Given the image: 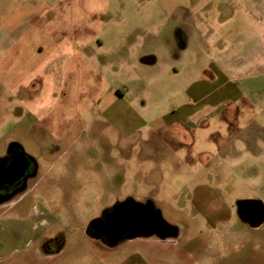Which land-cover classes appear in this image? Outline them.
Returning <instances> with one entry per match:
<instances>
[{
  "label": "rangeland",
  "instance_id": "374dc122",
  "mask_svg": "<svg viewBox=\"0 0 264 264\" xmlns=\"http://www.w3.org/2000/svg\"><path fill=\"white\" fill-rule=\"evenodd\" d=\"M260 18L264 0H0V156L39 163L0 210V264H165L154 237L87 235L127 199L179 229L185 264H264V224L236 211L264 205ZM188 112L199 127L164 125Z\"/></svg>",
  "mask_w": 264,
  "mask_h": 264
},
{
  "label": "flooded vegetation",
  "instance_id": "af4514ba",
  "mask_svg": "<svg viewBox=\"0 0 264 264\" xmlns=\"http://www.w3.org/2000/svg\"><path fill=\"white\" fill-rule=\"evenodd\" d=\"M219 115L220 111L218 110L213 116ZM21 153L25 155L26 160V170L23 175L14 179L15 176L3 174V170L10 166L12 159ZM38 171L39 163L37 159L27 154L19 143L13 142L7 147L5 153L0 156V210L27 192L30 182L37 177ZM156 211V207L151 202L141 204L131 199L123 202L118 201L113 206L105 209L97 219L89 223L86 233L93 240L102 242L104 247L108 249L118 248L136 239L157 237L161 241H167L174 236L176 229L173 225L168 224L166 229L161 230L159 228V230L154 220ZM238 218L241 221L239 215ZM241 223L248 230L259 231V228L254 229L249 223L243 221ZM157 233L160 236L167 235L165 238H161L156 235ZM57 241H59L60 246L63 242L65 244V241L61 238ZM50 245L51 241L48 246Z\"/></svg>",
  "mask_w": 264,
  "mask_h": 264
},
{
  "label": "crops",
  "instance_id": "0c3cea01",
  "mask_svg": "<svg viewBox=\"0 0 264 264\" xmlns=\"http://www.w3.org/2000/svg\"><path fill=\"white\" fill-rule=\"evenodd\" d=\"M258 14H260L259 10L257 12ZM264 18H260L258 20V27L260 28L261 31L264 32V22H263ZM257 64L258 66H264V57H261L260 59L257 60ZM224 93L226 96H228L229 92L227 90V85L225 86V89H224ZM197 122H200L199 120L198 121H195V119L190 115V113H183L181 114V117L180 118H174L173 119V122L172 121H166L164 123V125L168 126L170 124H176V123H180L182 124V126H185V127H192L194 128V126H200L199 123ZM226 129L228 127V125H225L224 126ZM238 136L234 135V136H226L225 139H223L224 141V144L222 146H220V149H224L226 147H228L229 145H231L232 143L234 142H238ZM14 205V204H13ZM13 207V206H12ZM223 219V218H221ZM220 219V220H221ZM175 227V226H174ZM176 229V233L174 234V236L167 240V241H161L159 240L157 237H154L156 239V241L162 243L163 245H161L160 247L162 248L161 249V252H157V259H159L158 261L160 263H165V264H185L182 260V252L183 250L180 248V247H177V248H174L173 246L171 247V243H178L179 239L183 238V235L181 234V232L179 231V229ZM135 241V240H134ZM131 241L127 242L126 244L118 247V248H114V249H110V250H113V251H116V250H120V249H126V245L128 243H130ZM142 252L145 253V254H149L147 250H144L143 248H141ZM191 251V250H190ZM192 253H190L189 251L187 252L186 254V257H184L185 260L187 259H197V264H212L211 263V258L213 255H215L214 253L212 252H208L206 250H203L202 248H197L195 249V252L191 251ZM214 264H216V262H214Z\"/></svg>",
  "mask_w": 264,
  "mask_h": 264
},
{
  "label": "water",
  "instance_id": "95a60500",
  "mask_svg": "<svg viewBox=\"0 0 264 264\" xmlns=\"http://www.w3.org/2000/svg\"><path fill=\"white\" fill-rule=\"evenodd\" d=\"M25 170V155L21 153L12 159L10 166L3 170V174L13 177L15 176L14 179H17L23 175ZM236 208L241 221L249 223L252 225V228H260L264 224V205L262 202L257 200H240L236 202ZM250 213L251 215L249 216ZM154 220L158 229L160 228L161 230H164L168 226V223L163 219L159 211L155 212ZM156 235H158V233ZM166 235L167 234L158 236L165 238Z\"/></svg>",
  "mask_w": 264,
  "mask_h": 264
},
{
  "label": "trees",
  "instance_id": "16d2710c",
  "mask_svg": "<svg viewBox=\"0 0 264 264\" xmlns=\"http://www.w3.org/2000/svg\"><path fill=\"white\" fill-rule=\"evenodd\" d=\"M61 246H62V247L64 246V242L61 244ZM62 247H61V248H62Z\"/></svg>",
  "mask_w": 264,
  "mask_h": 264
}]
</instances>
